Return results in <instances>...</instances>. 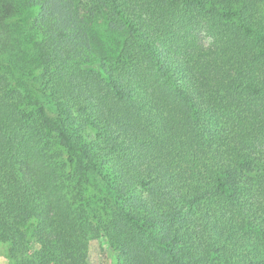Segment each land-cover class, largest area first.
Instances as JSON below:
<instances>
[{"label":"trees","instance_id":"1","mask_svg":"<svg viewBox=\"0 0 264 264\" xmlns=\"http://www.w3.org/2000/svg\"><path fill=\"white\" fill-rule=\"evenodd\" d=\"M264 264V0H0L9 264Z\"/></svg>","mask_w":264,"mask_h":264},{"label":"rangeland","instance_id":"2","mask_svg":"<svg viewBox=\"0 0 264 264\" xmlns=\"http://www.w3.org/2000/svg\"><path fill=\"white\" fill-rule=\"evenodd\" d=\"M90 260L92 264H111L107 255L103 252L99 240L91 242ZM0 264H9L7 249L4 245H0Z\"/></svg>","mask_w":264,"mask_h":264}]
</instances>
